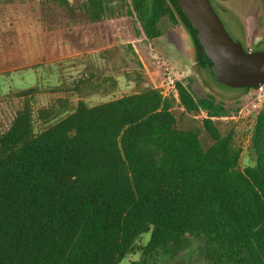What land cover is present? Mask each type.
Returning a JSON list of instances; mask_svg holds the SVG:
<instances>
[{"label": "trees", "instance_id": "1", "mask_svg": "<svg viewBox=\"0 0 264 264\" xmlns=\"http://www.w3.org/2000/svg\"><path fill=\"white\" fill-rule=\"evenodd\" d=\"M90 3L103 12L100 0ZM127 7L150 40L177 23L169 0ZM177 91L178 99L147 89L71 113L42 109L44 125L56 121L38 134L25 99L3 105L0 264H120L149 232L134 264H174L192 238L211 264H264V108L251 139L256 165L241 172L234 132L217 121L231 117L228 103Z\"/></svg>", "mask_w": 264, "mask_h": 264}, {"label": "rangeland", "instance_id": "2", "mask_svg": "<svg viewBox=\"0 0 264 264\" xmlns=\"http://www.w3.org/2000/svg\"><path fill=\"white\" fill-rule=\"evenodd\" d=\"M68 1L70 7L62 6V0H0V108H7L3 105L11 98L15 100L11 105L25 99L33 111L35 134L56 121L44 125L38 114L42 109L71 113L81 102L93 108L147 89L178 99V84L207 96L202 84L194 78L190 82V65L169 45L167 31L155 40L137 34L128 0H100L103 12L94 10L90 0ZM222 20L239 41L233 22ZM246 43L252 47L250 38ZM213 72L217 78L213 93L232 110L231 117L217 121L223 132H234L240 150L237 170L242 172L256 165L251 139L264 100L259 102L257 94L247 98L244 88L225 82L214 67ZM32 89L31 95L18 97ZM4 117L11 115L6 112ZM194 119L201 122L207 114L201 112ZM150 238L151 232L139 236L120 264L138 261ZM191 244L174 264H211L201 253V242L192 238Z\"/></svg>", "mask_w": 264, "mask_h": 264}, {"label": "water", "instance_id": "3", "mask_svg": "<svg viewBox=\"0 0 264 264\" xmlns=\"http://www.w3.org/2000/svg\"><path fill=\"white\" fill-rule=\"evenodd\" d=\"M169 3L193 36L194 26L210 61L225 82L249 88L245 93L247 98L261 92L264 87V52H245L226 31L210 0H169Z\"/></svg>", "mask_w": 264, "mask_h": 264}, {"label": "flooded vegetation", "instance_id": "4", "mask_svg": "<svg viewBox=\"0 0 264 264\" xmlns=\"http://www.w3.org/2000/svg\"><path fill=\"white\" fill-rule=\"evenodd\" d=\"M210 3L228 33L229 31L222 17L226 21L233 22L236 27L239 41L234 40L232 36L231 38L239 44L245 52H264V0H210ZM189 20L188 23L191 24ZM174 24H176L175 26L177 27H182L183 32L181 33L177 30ZM193 30L195 32L194 36L177 18V23H167V26L162 28V33H164V31L168 32L169 36H167V40L169 45L179 54L183 61L189 63V72L191 74L190 82L192 78H194L197 84L200 86L202 84L206 88L208 91L207 96H215L213 89L217 78L213 72L214 65L210 61L207 50L194 26ZM172 33L178 35H173L171 38L170 36H172ZM248 38L252 40L251 48H249L246 43ZM248 90L249 88H244L243 94Z\"/></svg>", "mask_w": 264, "mask_h": 264}, {"label": "built area", "instance_id": "5", "mask_svg": "<svg viewBox=\"0 0 264 264\" xmlns=\"http://www.w3.org/2000/svg\"><path fill=\"white\" fill-rule=\"evenodd\" d=\"M173 83V82H172ZM257 96H259V102H261V100L263 101L264 100V87L263 89L261 90L260 93L257 94ZM256 106V105H255Z\"/></svg>", "mask_w": 264, "mask_h": 264}]
</instances>
